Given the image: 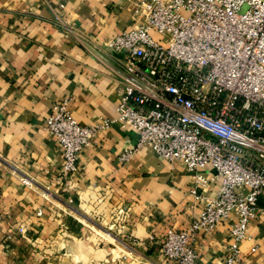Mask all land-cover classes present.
<instances>
[{
    "label": "crops",
    "instance_id": "1",
    "mask_svg": "<svg viewBox=\"0 0 264 264\" xmlns=\"http://www.w3.org/2000/svg\"><path fill=\"white\" fill-rule=\"evenodd\" d=\"M132 9L129 0H0V264H175L162 243L202 210L195 173L137 147L135 129L114 122L80 152V189L69 191L63 148L45 124L65 99L83 125L116 117L125 53L107 43L137 26ZM201 174L215 196L216 171ZM230 223L197 233L196 264H225ZM249 235L243 257L264 264V214Z\"/></svg>",
    "mask_w": 264,
    "mask_h": 264
},
{
    "label": "built area",
    "instance_id": "2",
    "mask_svg": "<svg viewBox=\"0 0 264 264\" xmlns=\"http://www.w3.org/2000/svg\"><path fill=\"white\" fill-rule=\"evenodd\" d=\"M129 1L137 26L107 43L125 53L116 117L83 125L67 99L46 117V128L63 148L62 178L69 191L80 189V152L114 122L130 125L137 147L149 146L197 176L191 194L202 210L188 228H168L165 259L196 264L197 233L228 220L225 264H248L241 246L251 222L264 214V0ZM134 151L125 150L121 159ZM209 168L219 181L215 196L203 190L201 172Z\"/></svg>",
    "mask_w": 264,
    "mask_h": 264
},
{
    "label": "rangeland",
    "instance_id": "3",
    "mask_svg": "<svg viewBox=\"0 0 264 264\" xmlns=\"http://www.w3.org/2000/svg\"><path fill=\"white\" fill-rule=\"evenodd\" d=\"M152 35L154 36V38H161V35L155 31H152Z\"/></svg>",
    "mask_w": 264,
    "mask_h": 264
}]
</instances>
